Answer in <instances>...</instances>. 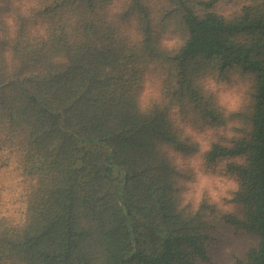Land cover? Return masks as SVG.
<instances>
[{
	"label": "trees",
	"instance_id": "16d2710c",
	"mask_svg": "<svg viewBox=\"0 0 264 264\" xmlns=\"http://www.w3.org/2000/svg\"><path fill=\"white\" fill-rule=\"evenodd\" d=\"M0 151V264H264V0H0Z\"/></svg>",
	"mask_w": 264,
	"mask_h": 264
},
{
	"label": "rangeland",
	"instance_id": "374dc122",
	"mask_svg": "<svg viewBox=\"0 0 264 264\" xmlns=\"http://www.w3.org/2000/svg\"><path fill=\"white\" fill-rule=\"evenodd\" d=\"M6 159V162L2 161ZM0 194L2 196V205L8 209L9 212L17 211L18 207L22 205L18 197L19 191L17 187V177L19 175L17 169V159L8 154V152L0 151Z\"/></svg>",
	"mask_w": 264,
	"mask_h": 264
}]
</instances>
